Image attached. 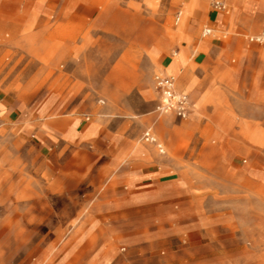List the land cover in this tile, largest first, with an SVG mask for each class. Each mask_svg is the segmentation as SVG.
<instances>
[{"label": "rangeland", "instance_id": "374dc122", "mask_svg": "<svg viewBox=\"0 0 264 264\" xmlns=\"http://www.w3.org/2000/svg\"><path fill=\"white\" fill-rule=\"evenodd\" d=\"M223 1L236 25L215 38L212 30L206 38L214 45L201 48L188 38L191 18L177 30L183 0H0V264H27L44 242L59 248L93 212L140 225V212L154 213L156 201L123 200L181 171L208 183L189 193L204 201L212 221L211 234L193 240L212 249L196 247L194 257L264 264V137L225 138L208 110L188 118L162 112L155 89L156 76L167 75L151 53L157 43L162 56L175 57L188 42L187 63L200 78L208 77L203 68L220 65L199 63L201 52L223 50L234 38L249 52L264 49V0ZM146 88L154 96L143 95ZM73 127L77 137H65ZM148 129L165 152L145 139ZM141 157L181 170L157 176L149 167L155 172L146 184H119Z\"/></svg>", "mask_w": 264, "mask_h": 264}, {"label": "crops", "instance_id": "0c3cea01", "mask_svg": "<svg viewBox=\"0 0 264 264\" xmlns=\"http://www.w3.org/2000/svg\"><path fill=\"white\" fill-rule=\"evenodd\" d=\"M181 8L185 18L177 30L185 26L187 18L192 19L188 32V38L194 39L191 46L205 48L214 45L218 34L236 25L235 13L227 15L225 11L215 9L210 0H183ZM202 26L213 30L214 38H206L208 34L204 29L203 36L198 39ZM234 39L233 44L220 48L223 50L213 48L209 54H197L198 62L201 60L199 63L220 62L219 66L203 68L208 76L204 78L197 77L187 63L188 42L175 57L162 56V44L159 43L151 53L157 56L162 71L176 79L178 90L190 96L189 116L197 117L201 110H208V114L219 118L223 128L221 135L225 138L233 137V133L261 138L264 137V49L256 46L253 52H249L244 50L246 42L243 38ZM239 48L243 50L238 51ZM233 53L237 55L234 61L231 58ZM142 93L154 96L152 88L142 89ZM233 124H240V129L231 130ZM89 134L87 131L80 137ZM65 137H77L74 127L65 132ZM149 167H157V176L164 175L169 169L181 170L179 165L166 163L162 158H156V162L150 165L141 157L135 165L118 175L119 184H146L155 172L148 173ZM207 185V182L188 178L184 171L178 178H158L156 190H142L123 200L129 204L156 201L154 213L140 212L144 219L140 225L111 221L114 212H93L86 221L72 228L68 242L60 244L59 248L53 249L51 242H44L41 248L34 245L27 264H211L210 255L198 259L193 255L196 247L212 249L211 244L193 241L196 236L211 234L208 229L212 221L206 213L204 201L189 196L192 188ZM99 218L109 220L97 221ZM123 242L127 248H118ZM215 248L220 246L216 244Z\"/></svg>", "mask_w": 264, "mask_h": 264}, {"label": "built area", "instance_id": "2783aa9c", "mask_svg": "<svg viewBox=\"0 0 264 264\" xmlns=\"http://www.w3.org/2000/svg\"><path fill=\"white\" fill-rule=\"evenodd\" d=\"M210 2L215 9L224 10L227 8L223 0H210ZM180 15L181 13L179 12L177 20H179ZM210 33L211 29H205V34ZM251 39L253 40L254 38ZM257 39L261 40L262 38L258 37ZM155 79L156 88L161 96L159 110L162 112L172 111L181 118H187L192 105L190 96L178 90L176 79L173 76L157 75ZM145 139L149 142L156 143L159 150L165 152L163 144L158 142L151 129L145 132Z\"/></svg>", "mask_w": 264, "mask_h": 264}]
</instances>
